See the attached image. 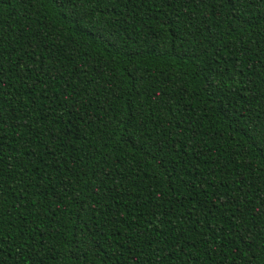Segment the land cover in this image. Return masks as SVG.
<instances>
[{
    "label": "trees",
    "instance_id": "16d2710c",
    "mask_svg": "<svg viewBox=\"0 0 264 264\" xmlns=\"http://www.w3.org/2000/svg\"><path fill=\"white\" fill-rule=\"evenodd\" d=\"M0 264H264V0H0Z\"/></svg>",
    "mask_w": 264,
    "mask_h": 264
}]
</instances>
